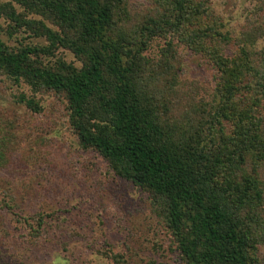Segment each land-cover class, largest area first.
Segmentation results:
<instances>
[{"label":"trees","instance_id":"trees-1","mask_svg":"<svg viewBox=\"0 0 264 264\" xmlns=\"http://www.w3.org/2000/svg\"><path fill=\"white\" fill-rule=\"evenodd\" d=\"M156 4L174 15L177 39L204 53L217 72L212 116L226 122L229 132L217 129L218 137L211 139L215 149L207 145L202 151L190 139L188 145L174 142L145 105L147 64L138 52L146 41L130 42L134 33L116 29L121 0H0L8 38L22 39L15 48L0 40V74L32 92L64 98L77 146L148 193L185 264H249L254 243L240 230L234 212L252 214L260 206L257 172L264 162V128L254 97L260 90L264 94V50H255V32L242 35L244 44L228 60L218 47L227 37L208 23L201 2ZM141 30L152 36L154 28ZM23 37L44 44L22 43ZM60 49L79 66L60 59L42 63Z\"/></svg>","mask_w":264,"mask_h":264},{"label":"rangeland","instance_id":"rangeland-1","mask_svg":"<svg viewBox=\"0 0 264 264\" xmlns=\"http://www.w3.org/2000/svg\"><path fill=\"white\" fill-rule=\"evenodd\" d=\"M121 1L116 29L134 33L130 42L146 41L138 52L141 63L147 64L142 80L145 105L174 142L188 145L190 139L189 144L198 143L202 151L207 145L213 149L217 129L228 133L229 125L212 116L218 101L212 61L177 39L174 15L160 11L156 0ZM194 1L207 7L208 23L226 35L225 44L218 46L225 58L233 60L244 44L241 36L253 32L255 50H264V0ZM167 20L172 25H165ZM6 24L0 19V40L15 48L22 39L8 38ZM146 26L154 28L152 36L141 30ZM23 41L44 44L40 39ZM55 59L79 66L61 49L41 61L50 64ZM255 94L254 110L264 128V94ZM257 173L259 208L252 214L244 209L234 214L254 243L250 263L264 264V162ZM0 264H185L150 206L148 193L77 146L64 98L32 92L2 74Z\"/></svg>","mask_w":264,"mask_h":264}]
</instances>
